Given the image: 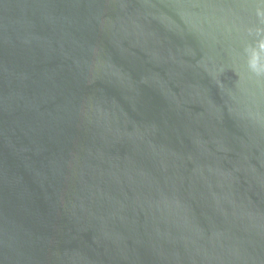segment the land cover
<instances>
[{
	"label": "water",
	"instance_id": "1",
	"mask_svg": "<svg viewBox=\"0 0 264 264\" xmlns=\"http://www.w3.org/2000/svg\"><path fill=\"white\" fill-rule=\"evenodd\" d=\"M0 264H264V0H0Z\"/></svg>",
	"mask_w": 264,
	"mask_h": 264
}]
</instances>
